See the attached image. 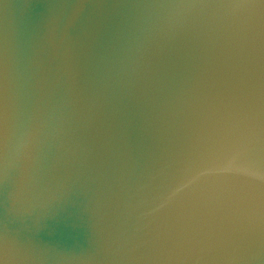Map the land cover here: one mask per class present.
Here are the masks:
<instances>
[{
  "label": "water",
  "instance_id": "water-1",
  "mask_svg": "<svg viewBox=\"0 0 264 264\" xmlns=\"http://www.w3.org/2000/svg\"><path fill=\"white\" fill-rule=\"evenodd\" d=\"M0 264H264V0H0Z\"/></svg>",
  "mask_w": 264,
  "mask_h": 264
}]
</instances>
